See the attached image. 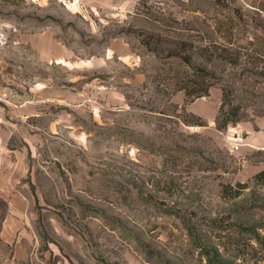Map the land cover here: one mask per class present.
Instances as JSON below:
<instances>
[{"label":"rangeland","instance_id":"1","mask_svg":"<svg viewBox=\"0 0 264 264\" xmlns=\"http://www.w3.org/2000/svg\"><path fill=\"white\" fill-rule=\"evenodd\" d=\"M232 16L235 38L264 44V0H0L5 111L37 103L14 142L32 202L23 264H264V59L198 50L200 27ZM151 37L191 43L217 78L210 95L170 97L195 69ZM114 39L128 59L107 58ZM226 85L246 117L217 131Z\"/></svg>","mask_w":264,"mask_h":264},{"label":"trees","instance_id":"2","mask_svg":"<svg viewBox=\"0 0 264 264\" xmlns=\"http://www.w3.org/2000/svg\"><path fill=\"white\" fill-rule=\"evenodd\" d=\"M199 20V18H196ZM207 22L204 20L201 23ZM235 16L228 18L226 21L217 23L214 27L201 28L205 30V34L209 35L210 42L207 43L206 47H199L198 50L201 53L208 54L210 58H218L222 61H227L232 65H237L240 61H244V57H251L253 68H260V61L264 59V44L262 43H241L236 36L235 27ZM183 35V34H180ZM222 38L221 42L213 40ZM143 40V44L149 48L152 52L160 54L165 52L167 58L172 60H177L180 65H187L190 69H195V78H179L175 81V87L170 92L169 96L179 92L184 91L187 98V102H193L204 96L210 95L212 89L217 85L218 81L214 73H211L206 68L194 65L195 52L192 49V44L184 41H173L171 43H163L160 39H155V41ZM153 42V43H152ZM165 44V45H164ZM165 46V47H164ZM162 48V49H160ZM197 50V52H198ZM264 67V65H263ZM255 72L252 71L251 74ZM256 74V73H255ZM170 99V98H169ZM238 96L235 95V90L231 86H224L222 92V103L215 118L216 129L219 131H224L230 124L238 123L246 117V107L239 103ZM242 102V101H240ZM177 111V106H175V113ZM176 118L180 119L178 115ZM180 120L177 121L179 124ZM186 124H193L198 126H206L204 121L198 120L184 121ZM256 181L264 183V171H261L254 176ZM241 188L248 187V184H240ZM234 236V235H233ZM235 243L234 249L239 250L238 246L240 243L237 238H232V242ZM215 264H231L225 262H216Z\"/></svg>","mask_w":264,"mask_h":264},{"label":"crops","instance_id":"3","mask_svg":"<svg viewBox=\"0 0 264 264\" xmlns=\"http://www.w3.org/2000/svg\"><path fill=\"white\" fill-rule=\"evenodd\" d=\"M111 46L108 59L115 54L129 58L130 49L124 41L114 39ZM3 103L0 96V264H23L28 257L26 237L32 202L22 191L24 160L14 142L21 120L36 117L37 103L34 99L21 105L9 103L7 112Z\"/></svg>","mask_w":264,"mask_h":264}]
</instances>
